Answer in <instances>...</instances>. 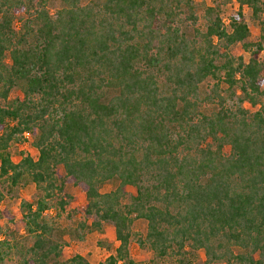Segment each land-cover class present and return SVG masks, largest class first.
I'll return each instance as SVG.
<instances>
[{
    "label": "trees",
    "instance_id": "obj_1",
    "mask_svg": "<svg viewBox=\"0 0 264 264\" xmlns=\"http://www.w3.org/2000/svg\"><path fill=\"white\" fill-rule=\"evenodd\" d=\"M209 2L0 0V180L37 192L19 221L0 208V263L89 264L63 248L108 224L99 264H142L131 242L148 264H264V26L248 41L242 13L264 0ZM26 134L37 159L14 163ZM66 184L91 222L63 235L44 213L64 211Z\"/></svg>",
    "mask_w": 264,
    "mask_h": 264
},
{
    "label": "rangeland",
    "instance_id": "obj_2",
    "mask_svg": "<svg viewBox=\"0 0 264 264\" xmlns=\"http://www.w3.org/2000/svg\"><path fill=\"white\" fill-rule=\"evenodd\" d=\"M194 2H206L207 4H210L209 0H194ZM237 10L238 5L236 2L225 5L222 14L223 22L227 24L229 17L234 15ZM242 13L244 21L248 25L251 32L248 41L255 42L259 40L260 28L261 26H264V6L257 19L252 17L251 10L247 7L242 9ZM234 50L235 52L242 54L245 60H247L248 54L243 52L240 46ZM260 60L264 62V44L260 54ZM16 96H19V93L13 92L11 93L10 98H14ZM244 106L250 109L247 104ZM10 155L12 162L17 163L22 158V155H29L31 158L36 160L38 153L31 144L30 136L26 134L24 135L21 143L14 144L10 147ZM60 172L63 173L62 169H60ZM114 188V183H108L105 184L100 191L101 193H107ZM126 191L129 194H135V189L133 187H127ZM64 192L70 196V199L67 200L68 204L66 205L64 211H59L58 209L53 208L46 211L44 216H46L48 220H52L55 226L59 228L58 230H64L65 232L63 235H68L69 231L76 228L79 222L83 221L90 223L91 219L83 213L86 200L81 189L73 186L72 184H66ZM0 195V208H6L14 217V220L19 221L22 216L21 203L24 201H33L37 196V192L34 184L32 183H28L25 186L20 185L16 187H9L6 182L0 180ZM1 224H4L3 230L10 233V230L12 229L11 225H6L4 220H1ZM145 227V223L138 220L134 223L133 230L141 235H144ZM20 233L25 234L23 230H21ZM21 243L22 245H27L30 242L21 241ZM117 246L118 242L115 239L113 227L108 224H103L102 236H99L96 232H91L87 233L82 241L71 240L69 244L63 248V258L67 259L71 256L81 254V256H83L89 264H99L104 262L109 255L114 254ZM129 253L132 260L136 263L148 264V261L152 258V253L150 251L137 247L133 242H131L129 246ZM199 256L200 258L203 257L202 252H200ZM17 257L18 256L13 250L9 257L4 259V261L0 264H16Z\"/></svg>",
    "mask_w": 264,
    "mask_h": 264
},
{
    "label": "crops",
    "instance_id": "obj_3",
    "mask_svg": "<svg viewBox=\"0 0 264 264\" xmlns=\"http://www.w3.org/2000/svg\"><path fill=\"white\" fill-rule=\"evenodd\" d=\"M81 255V254H80Z\"/></svg>",
    "mask_w": 264,
    "mask_h": 264
}]
</instances>
